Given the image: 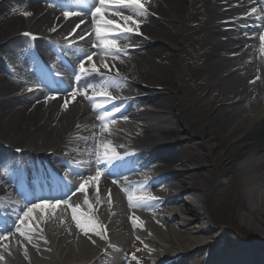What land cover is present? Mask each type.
Here are the masks:
<instances>
[{
  "label": "bare ground",
  "instance_id": "1",
  "mask_svg": "<svg viewBox=\"0 0 264 264\" xmlns=\"http://www.w3.org/2000/svg\"><path fill=\"white\" fill-rule=\"evenodd\" d=\"M86 2L88 7L90 2ZM140 2L161 17L155 21L145 12L139 15L141 22L125 24L121 21L116 29L120 34L112 36L119 42L117 47L121 51H107L100 60L91 59L84 65L122 77V80H109L125 87L110 90L116 98L131 93L149 94L122 104L132 116L156 118L152 124L138 126L142 138L136 139L119 121L109 123V131L105 132V122L99 127L95 118L80 109L76 102L65 108L60 101L33 92L23 79L26 73L23 75L13 68L8 60L0 62V70L5 73V77H0V141L9 143V147L12 144L25 147L20 157L28 159H35L30 156V150L42 154L53 150L56 154L49 156L51 160L74 167L79 175L87 174L89 168L86 189L92 194L63 198L62 204L54 209L22 211L12 207L8 199L14 183L6 179V172L0 174V214L7 215L12 229L5 236L7 239L0 240V264H125L121 259L126 252L143 259L141 264H155L170 253L184 252V258L180 259L192 260L196 255L193 253L198 254L203 247L208 249L198 257H205L204 264H264V249H259L264 246V239L255 242L253 247L228 241L231 249L224 251L225 248L216 247L221 231L213 233L209 226L200 228L198 224L205 220L203 204L208 195L214 196L211 201L222 200L219 194H214L213 188L222 184V175L229 171L230 193L242 212L241 219L264 233V55L260 51L264 46L260 39L264 35V15L259 10L260 0ZM40 4L42 0H0V50L10 51L9 56L12 46L17 47L22 42L16 34L33 29L54 37L60 46L68 42L65 46L73 43L75 49L71 48L76 51H89L85 45L98 37L92 31L94 23L102 24L99 15L95 21L73 15L65 19L61 12L46 11ZM203 8L209 18L206 26L201 20ZM236 13H239L238 19ZM106 30L101 27L100 35ZM174 35L177 42L171 44L168 41L174 40ZM145 36L148 39H144ZM56 43L46 46H57ZM65 50L71 52L70 47ZM180 52L186 79L182 86L177 78L175 83L172 81L171 68L176 66ZM114 54L124 59H107ZM101 63L105 67H100ZM171 70L169 80L173 92L155 93L152 86L165 83L166 71ZM253 77L257 78L250 85ZM8 78V82L5 81ZM161 79L163 81L156 83L155 80ZM184 94L192 95L185 104ZM135 101H146L154 110L131 111L130 104ZM191 137L204 151V158L199 157L200 151L191 147L188 140L185 141L187 154L179 149L178 144ZM109 143L115 153L105 148ZM125 144L140 150L129 154L130 147ZM225 144H229L228 150L221 153ZM57 153L64 159L58 158ZM120 153L127 157L124 165L118 166L117 159L108 161V157ZM77 160L81 167L75 164ZM104 162L117 171L144 174L148 187L158 181L163 186L158 190L141 189L140 197L134 199L129 192L115 193L114 187L100 174L99 186L95 188L92 186L98 180L95 169ZM8 174L17 176L18 168L10 169ZM106 189L113 195L109 197ZM157 193L165 197L157 198ZM130 196L150 207L162 201L173 208L170 212L160 208L157 213L142 208L132 211L123 198ZM79 198L88 215L80 210ZM176 200L184 204L192 218L181 217L174 208L179 203ZM98 218L108 221L111 228L112 247L107 248L104 256L96 251L102 240L92 227V220ZM171 219L177 220L176 229L171 226ZM192 220L196 223L192 224ZM224 236L227 234L223 233ZM103 247L101 244L99 251ZM126 264L139 263L134 259Z\"/></svg>",
  "mask_w": 264,
  "mask_h": 264
},
{
  "label": "rangeland",
  "instance_id": "2",
  "mask_svg": "<svg viewBox=\"0 0 264 264\" xmlns=\"http://www.w3.org/2000/svg\"><path fill=\"white\" fill-rule=\"evenodd\" d=\"M204 18H206V17H204ZM170 43H172V44L176 43L175 37H174V40L170 41ZM192 54L195 55V53H192ZM182 55H183V53H182ZM182 65H183V63H182ZM176 69H177L175 71L176 77L178 78V81L181 80V82L183 84L184 79H185V72L183 71L184 67L181 68V62L180 61H177ZM184 98H185V100H184V104H185L188 100H190L192 98V95H190V96L184 95ZM187 140L189 142H191V144H192L191 147H194V148L198 149L199 151L201 150L200 151L201 155L199 157L204 158L205 157L204 151L198 145L196 140L192 139V137L190 139L188 138ZM228 146H229V144H225L220 149V152L223 153V152L227 151ZM178 147L181 151H183L184 154L186 153L187 150L184 148L185 147V141L181 142ZM228 173H229V171H227L226 175H222V178H221L222 184L219 186H215L213 188V190L215 191L214 194H216V195L219 194V196L222 197V200L216 199L215 201H211L210 199L213 198L214 196L208 195V198L205 200V203L203 204L204 209H205L204 211L206 212L204 215L206 218H205V220L203 219L205 221V226L206 225L211 226L213 233L222 230L224 234H227V236H224V237H226L225 239H229V235L231 236L232 233H230L229 230H230V227H232L234 229L233 230L234 233L236 232L237 234L245 236L248 239L253 240V241H263L264 233L261 234L258 230H256L255 227L252 226V224H246L241 219L240 214L242 212L239 210L238 204L234 201V199H233L234 197L230 193L231 189H232V184H231V181H229V179H228L229 177H227ZM215 176H218V173H215ZM181 207H182V205H179V207H178L179 211H180ZM186 217L191 218L192 216H186ZM96 227L97 226H95V229H96ZM233 237H234V235L232 234V238ZM225 239L223 238V235H222V238L219 241V246H221L223 249H224L223 246L225 245V243H227V241H225ZM231 242H234V238ZM98 249H99V247L96 249V251H98ZM228 249H229V246H228V248H226V250L224 249V251H227ZM186 262L188 264L189 263H191V264H197L198 263V261L194 260V259L186 261ZM186 262H183V264L184 263L186 264Z\"/></svg>",
  "mask_w": 264,
  "mask_h": 264
},
{
  "label": "snow or ice",
  "instance_id": "3",
  "mask_svg": "<svg viewBox=\"0 0 264 264\" xmlns=\"http://www.w3.org/2000/svg\"><path fill=\"white\" fill-rule=\"evenodd\" d=\"M145 2H147V0H145ZM261 3H264V0H260ZM129 9L130 11H132L134 13V15H143L146 12V8L144 7V3L140 2V0H96V5H95V10L92 11L91 15L93 17V20H96V17L99 15L101 20H102V24H97L94 23L93 24V30L96 32L97 36L100 35V28L103 27L105 29H107V31L105 32V35H119L120 33L116 31V29L120 26V22L123 21L125 24L128 23L131 20V23L135 24V20L130 18L127 14H123L120 10L122 9ZM102 9L104 11H102ZM139 10V11H137ZM256 10L254 9L253 12H255ZM23 15H30V13H22ZM76 13H73V15H75ZM252 14V13H250ZM107 15L108 18L104 19V16ZM64 17L65 19H67L69 17V14L67 12L64 13ZM113 17L116 18V20H113ZM76 27H80V25H76ZM136 27L138 28L139 25L137 24ZM127 31H132L131 29H126ZM75 31V29H74ZM123 31V29H122ZM139 34V33H136ZM25 35H28L27 33H25ZM35 37H33L34 39ZM83 38V37H82ZM262 45H264V35H261L260 37ZM101 43L103 44L105 50H107L109 53L111 51H116V52H120L121 49L119 47H117V44L115 41L113 40H101ZM94 47L96 46L95 44L93 45ZM261 54L264 55V46L261 47L260 49ZM92 57L91 55L88 56V61H91ZM87 63V61H86ZM100 67H105V65L103 63H101ZM80 71L81 74H85L86 73V69H85V65L81 64L80 65ZM93 71L99 73V68H93ZM80 95H85V98H88L87 95L84 92H81ZM107 99L111 100V97H107ZM65 108L67 107V105L65 104L64 106ZM101 119H105L104 117H101ZM104 131L108 132L109 131V127L107 124L104 125ZM105 148L108 151H111L113 153H115V149L111 147L110 143L105 145ZM98 159H100V156H97ZM121 157L117 156V155H112L110 157H108V161L110 162L113 159H120ZM101 173L98 171L96 173L97 176H99ZM81 190H83V185H81ZM110 193H109V197H110ZM154 199V198H153ZM129 202L131 204V197H129ZM88 202L85 201V204H87ZM35 207H39V206H35ZM52 207H55V205H52ZM32 209L29 208L28 211L30 212ZM27 213H25L26 215ZM73 219L75 220V215L73 216ZM79 227V225H78ZM102 239L104 237H101ZM4 239H7V237H4Z\"/></svg>",
  "mask_w": 264,
  "mask_h": 264
}]
</instances>
